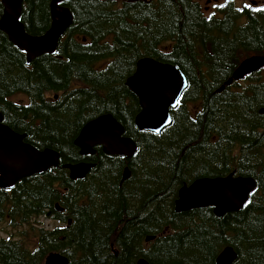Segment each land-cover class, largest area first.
Wrapping results in <instances>:
<instances>
[{"label":"trees","instance_id":"trees-1","mask_svg":"<svg viewBox=\"0 0 264 264\" xmlns=\"http://www.w3.org/2000/svg\"><path fill=\"white\" fill-rule=\"evenodd\" d=\"M50 2L24 0L28 33L49 28ZM63 5L74 21L56 55L28 65L0 31L4 123L36 148L60 154L58 168L0 188V224L8 236L0 237V264H45L52 253L69 264H217L226 247L238 255L233 264H264V74H253L240 89L220 90L241 60L264 53V12L227 6L209 19L196 0ZM2 7L0 0V17ZM142 57L174 64L188 80L172 124L160 134L134 124L139 102L125 81ZM16 94L26 102L12 101ZM106 113L135 140L134 157L109 156L100 147L81 156L77 135L86 121ZM82 160L97 165L85 179H71L63 166ZM126 166L131 177L122 182ZM230 173L257 182L240 212H176L182 185ZM48 211L55 215L50 230ZM150 236L155 239L147 243Z\"/></svg>","mask_w":264,"mask_h":264},{"label":"water","instance_id":"water-1","mask_svg":"<svg viewBox=\"0 0 264 264\" xmlns=\"http://www.w3.org/2000/svg\"><path fill=\"white\" fill-rule=\"evenodd\" d=\"M23 0H2L4 14L0 28L9 40L20 50L26 52L29 63L46 53L56 51L60 38L72 25L71 11L62 6L64 0H52L50 5L51 26L41 36L29 35L20 21ZM264 66V57L254 56L245 60L234 72L227 85L233 80L243 78ZM188 83L182 71L173 64L144 57L137 63L135 73L126 81V86L138 98L140 111L135 117L139 130L160 132L171 123L170 109L180 99ZM224 87H222L223 89ZM25 135L15 132L4 124L0 113V188L11 189L20 180L43 174L60 164V154L50 148L38 149L25 141ZM81 155L94 153V147L102 146L108 155L130 158L137 150L135 142L124 136V128L112 115H102L88 122L74 141ZM92 163L66 164L72 179L84 178L94 167ZM127 171V170H126ZM126 177V175H125ZM257 183L251 177L201 178L190 186L185 185L178 193L175 202L176 212H186L203 207L214 208V214L222 217L227 213L240 212L256 189ZM58 210H60L57 207ZM146 238V241L153 240ZM237 253L232 247H226L217 258V264H233ZM45 264H69L68 258L60 254H51ZM136 264H150L140 259Z\"/></svg>","mask_w":264,"mask_h":264},{"label":"rangeland","instance_id":"rangeland-1","mask_svg":"<svg viewBox=\"0 0 264 264\" xmlns=\"http://www.w3.org/2000/svg\"><path fill=\"white\" fill-rule=\"evenodd\" d=\"M202 3H204V5H205V3H206V0H200ZM23 5H24V0L22 1V7H23ZM49 7H50V3H49ZM3 14H4V7H2V15L1 16H3ZM21 23L25 26V24H24V22L23 21H21ZM1 31V30H0ZM4 33V32H3ZM5 35H6V33H4ZM44 33H42V35H43ZM7 36V35H6ZM11 42V41H10ZM12 43V42H11ZM26 56V55H25ZM26 58V61H28V58L27 57H25ZM35 59H33L32 60V62L34 61ZM136 71V70H135ZM135 73V72H134ZM133 73V74H134ZM127 80V79H126ZM125 83H126V81H125ZM247 83V81H245V80H243V81H239L238 83H235V84H233L232 86H231V88H235L237 85H240L239 86V89L240 88H242L245 84ZM223 86V85H222ZM13 100H15L16 102H21V103H23V102H25L26 101V99L23 97V96H21L20 94H16L14 97H13ZM100 116H102V114H100V115H97V116H95V117H93V118H91V119H89L88 121H86L85 122V124L87 123V122H89V121H91V120H95L96 118H98V117H100ZM113 116V115H112ZM114 117V116H113ZM115 118V117H114ZM116 119V118H115ZM117 120V119H116ZM118 121V120H117ZM119 122V121H118ZM119 123H121V122H119ZM84 124V125H85ZM122 124V123H121ZM134 124H135V117H134ZM83 125V126H84ZM122 126L124 127V129H125V126L122 124ZM125 132H126V129H125ZM25 139H27V137H25ZM101 148L103 149V147L101 146ZM102 151V150H101ZM102 153H104L103 151H102ZM105 154V153H104ZM106 155H108V154H106ZM109 156H112V155H109ZM127 159H130V158H127ZM113 167V165L111 166V168ZM125 169V168H124ZM123 172H124V170L122 171V174H123ZM131 177V173L128 175V177L126 178V179H128V178H130ZM125 179V180H126ZM141 179V176H140V174H137L136 175V179H134V181L132 182L133 184H136L137 183V181L136 180H140ZM194 182V180L191 182V183H189V184H192ZM183 186V185H182ZM181 186V187H182ZM180 187V188H181ZM44 222H45V225H46V227L48 228V229H54V227H55V225L52 223V221L51 220H47V219H44ZM3 225L4 224H0V237H5V238H7L8 236H7V234H6V232L4 231V228H3Z\"/></svg>","mask_w":264,"mask_h":264},{"label":"flooded vegetation","instance_id":"flooded-vegetation-1","mask_svg":"<svg viewBox=\"0 0 264 264\" xmlns=\"http://www.w3.org/2000/svg\"><path fill=\"white\" fill-rule=\"evenodd\" d=\"M197 2L200 4V6L202 7V9L205 13H213V12L217 11V8L211 7V2H215V0H211V2H210V0H206L205 5L200 0H197ZM220 2L223 3V2H225V0H220ZM245 3L251 4L252 8L264 6V0H234V10L236 8L242 7ZM244 11L252 12L251 9H245ZM92 162L94 163V161H92ZM50 217L53 218V217H55V215L52 214V216H50Z\"/></svg>","mask_w":264,"mask_h":264},{"label":"snow or ice","instance_id":"snow-or-ice-1","mask_svg":"<svg viewBox=\"0 0 264 264\" xmlns=\"http://www.w3.org/2000/svg\"><path fill=\"white\" fill-rule=\"evenodd\" d=\"M211 2V0H210ZM229 0H225V2L221 3L220 0H215V2H211V7L212 8H219V9H223L225 7H227ZM245 9H251L252 11H256V12H264V8H252L251 4L245 3L242 7L240 8H236L235 10L237 12H243ZM209 19H211V17H209ZM180 101L177 100L176 104L173 105L174 107L179 105Z\"/></svg>","mask_w":264,"mask_h":264},{"label":"bare ground","instance_id":"bare-ground-1","mask_svg":"<svg viewBox=\"0 0 264 264\" xmlns=\"http://www.w3.org/2000/svg\"><path fill=\"white\" fill-rule=\"evenodd\" d=\"M150 237H153V236H150ZM153 238H155V237H153ZM64 256V255H63Z\"/></svg>","mask_w":264,"mask_h":264}]
</instances>
